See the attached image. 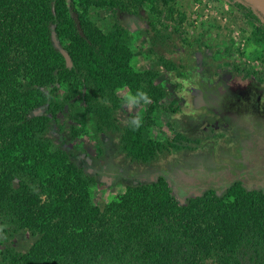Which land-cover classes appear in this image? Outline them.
<instances>
[{"label":"trees","instance_id":"1","mask_svg":"<svg viewBox=\"0 0 264 264\" xmlns=\"http://www.w3.org/2000/svg\"><path fill=\"white\" fill-rule=\"evenodd\" d=\"M174 1L0 0V222L35 236L25 252H7L6 264H264V189L240 179L221 189L197 188L201 194L180 202L158 173L127 184L100 207L82 166L42 135L83 86L93 128L115 131L120 153L130 160L149 163L190 147L182 132L173 141L151 136L165 95L155 83L158 72L134 69L124 27L116 23L102 32L90 19L93 9L135 14L159 2L174 18ZM225 1L264 42L263 11ZM263 74L256 77L264 81ZM121 88L149 102L140 121L119 120Z\"/></svg>","mask_w":264,"mask_h":264},{"label":"rangeland","instance_id":"2","mask_svg":"<svg viewBox=\"0 0 264 264\" xmlns=\"http://www.w3.org/2000/svg\"><path fill=\"white\" fill-rule=\"evenodd\" d=\"M240 1L262 8L264 18L260 1ZM174 8V18L167 17V8L159 2L155 10L145 7L135 14L93 9L90 19L102 32L116 23L124 27L134 69L158 72L155 83L165 95L159 101L161 107L150 128L151 136L173 141L175 133L182 132L193 141L190 147L163 152L149 163L130 160L120 153L115 131L97 134L93 128L84 108L87 89L83 86L56 118L49 115L52 120L43 137L82 166L92 179L91 197L100 207L121 194L127 184L148 180L158 173L171 181L178 200L187 193L181 180L184 176H198L203 182L205 173L218 170L225 180L227 170L235 172L246 167L251 153L246 146L250 128L256 127L259 134L264 132V81L256 77L264 70V42L252 37L241 15L225 0H175ZM162 60L171 63L169 70ZM65 88L58 91L57 98H63ZM249 88L252 95L245 98ZM229 91L241 94L231 104L225 102ZM116 94L119 120L140 121L149 102L135 101L127 88ZM257 94L263 103L259 111L257 104L255 108L250 105ZM34 239L29 232H14L0 222V264H6L3 260L7 252H25Z\"/></svg>","mask_w":264,"mask_h":264},{"label":"flooded vegetation","instance_id":"3","mask_svg":"<svg viewBox=\"0 0 264 264\" xmlns=\"http://www.w3.org/2000/svg\"><path fill=\"white\" fill-rule=\"evenodd\" d=\"M237 92H231L229 91L228 98L225 99V102L228 104H231L234 102L233 98H239L241 94H236ZM252 95L251 89L249 88L247 91V94H245V98L250 97ZM256 101H251L250 105L251 107L255 108L259 111L261 108H263V103L261 100V95H258L255 97ZM258 102V103H257ZM225 103V104H226ZM262 104V105H261ZM230 109V108H229ZM222 115L225 114V111L223 110ZM256 128V127H255ZM250 128L249 130V138L247 139L246 146L249 147V151L251 153H248L247 160H246V167H244L241 170H236L235 172H231L230 170H227V173L225 175L227 176V179L221 180L220 177L216 176L214 171L205 173L203 182L200 180L198 176L194 177L191 176L189 178L188 176H184L183 179H181L185 184V190L186 194L183 197L182 200L185 199L186 196H194L201 194V191H197V188L199 186V189L204 190L209 185H223L230 183L234 180H242L243 183L250 187H254L257 189H264V132L258 133L257 128ZM196 173V172H194ZM219 173V172H218ZM222 175V173H219ZM201 182V183H200Z\"/></svg>","mask_w":264,"mask_h":264},{"label":"water","instance_id":"4","mask_svg":"<svg viewBox=\"0 0 264 264\" xmlns=\"http://www.w3.org/2000/svg\"><path fill=\"white\" fill-rule=\"evenodd\" d=\"M258 1H260L263 4V6H264V0H258ZM259 9H261L263 11L262 8L259 7ZM60 51H61V53L63 54V56L65 58L67 66H71L72 65V61H71L70 56L68 55V53L62 48L60 49Z\"/></svg>","mask_w":264,"mask_h":264},{"label":"bare ground","instance_id":"5","mask_svg":"<svg viewBox=\"0 0 264 264\" xmlns=\"http://www.w3.org/2000/svg\"><path fill=\"white\" fill-rule=\"evenodd\" d=\"M260 3H261V2H259V4H260ZM261 4H262V3H261ZM261 4H260V5H261ZM261 6H262V5H261Z\"/></svg>","mask_w":264,"mask_h":264}]
</instances>
